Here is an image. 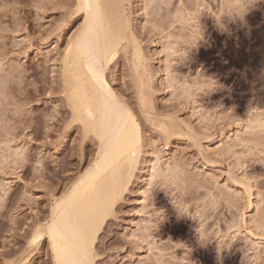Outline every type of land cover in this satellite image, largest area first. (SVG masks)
Returning <instances> with one entry per match:
<instances>
[{"label":"rangeland","instance_id":"1","mask_svg":"<svg viewBox=\"0 0 264 264\" xmlns=\"http://www.w3.org/2000/svg\"><path fill=\"white\" fill-rule=\"evenodd\" d=\"M197 2L183 0L186 15L196 10ZM221 2L199 0L217 19ZM43 3L44 9L36 7ZM180 5L181 0H157L150 9L146 0L124 4L144 69L132 70V46L120 47L106 80L138 120L142 151L128 190L97 237V257L101 264H164L173 259L264 264L263 246L252 247L260 236L232 225L240 210L247 224L245 205L260 206L264 200V155L254 150L260 134L249 131L260 119L255 115H264V0L249 8L244 22L225 17L228 31H220L201 8L205 39L196 45H177ZM75 7L76 0H0V37L26 68L23 84H9V90L37 103L19 116L10 114L15 128L0 133V159L8 160V168L0 170V185L6 186L0 192V260L23 248L48 218L54 201L89 166L96 147L94 141L89 144L90 134L82 138L80 126L69 125L62 91L61 53L83 19ZM176 74L187 85H196L187 98L172 90L170 78ZM151 152L160 153L163 162L172 157L188 162L211 185L181 198L152 181L146 184L151 186L145 206L137 207ZM237 179L240 184L232 182ZM142 223L154 225L146 236ZM50 251L45 235L26 264H48Z\"/></svg>","mask_w":264,"mask_h":264},{"label":"bare ground","instance_id":"2","mask_svg":"<svg viewBox=\"0 0 264 264\" xmlns=\"http://www.w3.org/2000/svg\"><path fill=\"white\" fill-rule=\"evenodd\" d=\"M126 1L76 0L75 12L77 17L83 19L67 39L61 53L62 91L69 108V125L72 128L80 126L82 138L90 134L89 144L94 141L96 147L89 166L54 201L45 222L38 224L42 230L46 231L52 226L71 236H86L89 227L100 223L102 217L106 219L105 213L109 209L113 212L134 177L142 151L138 120L106 80V71L120 47L127 49L132 46V70L137 72V66L142 65L139 43L131 42L134 32L124 6ZM165 9L168 11L169 8ZM125 15L127 25L124 22ZM86 19L88 25L81 27ZM255 116L261 117L259 114ZM219 143L221 141L215 143L216 147ZM155 157H159V161ZM147 159V183H144L147 188L140 190L141 197L136 204L139 208L146 204L145 193L150 187L147 185L152 183L153 167L163 162L160 153L156 152H151ZM137 230L131 233L133 237L141 232ZM143 235L147 234L143 231ZM46 236L51 247V236L47 232ZM260 241L255 238L252 244L260 249ZM68 264H75L72 253L69 254Z\"/></svg>","mask_w":264,"mask_h":264},{"label":"clouds","instance_id":"3","mask_svg":"<svg viewBox=\"0 0 264 264\" xmlns=\"http://www.w3.org/2000/svg\"><path fill=\"white\" fill-rule=\"evenodd\" d=\"M259 0H222L218 5V11L221 12L220 18L217 19L215 13L208 12L207 4H200L199 0L196 5V10L191 12L190 15H186L187 10L184 7L183 0H181V5L178 9L175 22L177 24V30L179 36L177 37L178 42H184L185 44L196 45L198 41L205 39L203 35V27L200 23L199 17L201 15V8L206 10L213 18L217 28L220 31H228L227 22L225 17L229 21H235L239 19L244 22V16L251 6H255ZM157 3V0H146V8L150 9ZM46 4L43 3L44 9ZM184 15V19L181 20V16ZM131 42L138 44L139 40L135 34H131ZM167 47V45H166ZM177 53V46L175 48ZM147 62H145V67ZM139 69V66H137ZM26 76L25 65L18 62L16 55L13 52V48L5 43L4 38L0 37V133L7 134L10 129H14L15 125L13 121L9 118V115L19 116L25 113L29 109H33L34 105H37L35 101L21 100L18 96L9 90V84L22 85L24 78ZM185 77L182 74H176L174 77L170 78L172 83V90L176 91L177 94L183 92L185 98H187L188 92L192 87L196 85L189 86L185 83ZM212 86V85H211ZM145 94H150V89L145 84L144 86ZM249 131L259 132L260 138L254 145V150L259 151L264 155V115L254 124L250 125ZM12 141H9L10 144ZM8 145L6 144L5 147ZM17 151H19L17 149ZM159 161V157H155ZM8 168V160L0 159V170H6ZM18 170V169H17ZM151 180L153 182H159V187L168 190V192H174L181 198L185 196H190L194 191H199L200 189H206L208 185H211V181L197 173L193 172L191 166L188 162L178 158L172 157L166 162H159L155 165L151 172ZM151 186V185H150ZM0 192H6V186L0 185ZM264 195V194H262ZM208 199V196H205ZM3 199V196H0ZM256 211L254 214L248 217V223L243 224L244 229H251V231L264 239V208L259 205L256 206ZM142 231L145 234L149 233L151 227L146 224L140 225ZM30 237L25 241L22 249H18L16 254L8 260H0V264H26L29 256L33 252L34 246H30ZM255 249V245L252 246ZM164 264H191L190 261L173 259L165 261Z\"/></svg>","mask_w":264,"mask_h":264},{"label":"snow or ice","instance_id":"4","mask_svg":"<svg viewBox=\"0 0 264 264\" xmlns=\"http://www.w3.org/2000/svg\"><path fill=\"white\" fill-rule=\"evenodd\" d=\"M169 6H173V5H169ZM36 7L41 9L39 5H37ZM85 8H87V5H85ZM80 10L81 9H77V11ZM124 22L125 25H127L126 15ZM88 23L89 21L86 19L84 25H82L81 27L87 26ZM49 95H51V93H49ZM160 131L162 133L165 132L164 129H160ZM232 182L236 184L241 183V181L238 179L233 180ZM244 190H247V185H245ZM122 191H126V189ZM145 195H147V193H145ZM116 198H119V196H117ZM260 207L264 208V200H262ZM253 208H255V211L257 210L256 206L248 204L245 205L243 209L246 212H248L250 215H252V213H250V210ZM111 214L112 213L110 209L108 212L105 213L106 216H111ZM244 220H245V216L241 213L240 210L239 215L237 217H234L232 221V225L242 226ZM106 222L107 220L102 217L100 223H98L95 226L89 227L86 236L84 234L78 236H71L67 233L60 232L59 230H57L55 227L52 226H50L46 231L42 230L41 228H37L35 232L31 234V240L29 241V244L30 246H34V247L38 246L39 243L42 241V238L45 237L47 232V234L50 235L52 239L50 260L48 261V264H53V260L55 261V264H68L70 253L73 254L75 264H101V261L97 257V250L94 247V245L98 243L97 236L98 234H102V229L106 227ZM229 230L230 231L232 230L231 225ZM260 244L264 246V239H261ZM141 264H143V262H141Z\"/></svg>","mask_w":264,"mask_h":264}]
</instances>
